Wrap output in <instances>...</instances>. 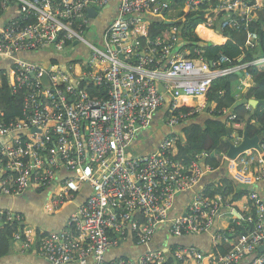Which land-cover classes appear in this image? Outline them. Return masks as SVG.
Returning <instances> with one entry per match:
<instances>
[{
    "label": "built area",
    "instance_id": "built-area-1",
    "mask_svg": "<svg viewBox=\"0 0 264 264\" xmlns=\"http://www.w3.org/2000/svg\"><path fill=\"white\" fill-rule=\"evenodd\" d=\"M115 1L117 14L97 46L86 38L93 19L88 9L98 8L99 14ZM206 2L213 3L209 12L222 13L221 29L244 30L247 43L258 45V33L250 26L264 21V0H3L0 61L6 62L10 87L20 94L22 106L21 116L6 120L0 102V193L47 191V210L59 213L84 185L91 187L68 221L78 231L41 234L20 227L14 240L23 251L35 250L53 264H264V249L259 250L264 246V196L259 190L264 143L235 159L227 149L220 167L205 162L206 151L196 153L188 166L175 159L184 140L174 129L199 108L184 110L181 100L207 94L215 79L236 71L252 78L249 65L264 69V56L251 62L240 58L232 65L223 52L210 60L201 48L182 45V26L173 23L180 14L171 18L170 12L178 6L181 12L194 11ZM10 7L13 13L6 16ZM157 18L171 26L167 35L152 38L150 21ZM215 23L208 16L204 25L213 28ZM81 43L92 50L80 48ZM41 50L73 56L42 63L23 55ZM245 87L243 80L238 89ZM164 109L169 132L156 150L137 155L136 139ZM242 139L235 132L228 138L235 144ZM230 163L236 165L235 173L253 167L255 187L243 210L229 198L207 194L205 186L197 189L205 176L225 175ZM190 191L187 208L173 215L178 197ZM15 221L21 223L23 216L0 208V223ZM163 225L171 237L209 236V244L153 248ZM239 225L245 232L237 231ZM223 243L229 247L224 253L217 249ZM122 247L136 253L108 257Z\"/></svg>",
    "mask_w": 264,
    "mask_h": 264
},
{
    "label": "trees",
    "instance_id": "trees-1",
    "mask_svg": "<svg viewBox=\"0 0 264 264\" xmlns=\"http://www.w3.org/2000/svg\"><path fill=\"white\" fill-rule=\"evenodd\" d=\"M176 1L181 3L184 0ZM2 4L3 0H0V8ZM211 6H213L212 2H206L197 10L185 9L180 13L177 21L173 22L180 27L182 26L181 39L184 40V47L201 48L203 55L210 60L218 58L219 53L223 52L232 60V65L240 63V58L244 62H251L258 57L264 56V21L254 20L250 26V30L258 33V45L253 48L247 43L246 31L232 27L221 29L219 21L223 15L221 12H209ZM208 16L216 20L213 26L214 29L228 35L229 39L225 43L213 44L205 42L196 34L195 28L200 23L206 22ZM170 26L171 24L164 19H152L150 21L149 34L152 38H156L161 34L167 35ZM197 32L202 36V31L197 30ZM227 65H230V63H227ZM247 70L251 73L255 85L250 86L247 89L248 91L238 101L235 100L233 95V83L240 79L241 71L219 77L213 81L208 92L209 101L216 100L218 107L213 113V117L208 118L204 124L194 123L184 129V142L179 143L175 159L188 166L196 153L206 151L210 155L206 157L205 162L220 167L222 166L220 165L221 156L229 147L227 140L234 132L240 137H243L245 129L248 130L251 137L259 134L264 135V110H262L264 107L260 108L264 104V69L259 70L254 65H249ZM251 98L257 100L256 106L250 103ZM0 102L4 119L11 120L21 116L22 100L20 94L12 92L10 78L6 70H0ZM229 105L234 108L233 111L236 115L234 120H224L221 117L225 115L224 111ZM183 109L190 110L189 107H183ZM207 109L209 111V108ZM235 167L236 165L230 163L226 168L227 174L219 175L216 183L206 185L205 192L211 196L220 195L221 197L229 198L233 203L248 195L252 191L253 167L247 173H235L233 171ZM20 227L18 221L7 224L0 223V258L11 252L15 233L21 230ZM68 229L78 231L76 227H68ZM237 231L243 233L245 228L239 225ZM228 248L227 243L217 247L222 253L226 252Z\"/></svg>",
    "mask_w": 264,
    "mask_h": 264
},
{
    "label": "crops",
    "instance_id": "crops-1",
    "mask_svg": "<svg viewBox=\"0 0 264 264\" xmlns=\"http://www.w3.org/2000/svg\"><path fill=\"white\" fill-rule=\"evenodd\" d=\"M117 3H118L117 1L113 2L110 7H108L103 11L104 12L103 14L101 12L96 16H94L92 19V25L96 26L95 35L99 36L100 38V45L104 32L107 30V28L115 19V16L117 14ZM13 8L10 7L6 16L12 15L14 10ZM181 10H182L181 7L178 6L173 11L170 12L169 16L171 18L178 17ZM260 15L262 16L264 15V10L260 12ZM5 20L6 17L2 18L0 24H3ZM197 30L202 31V36L197 32ZM195 32L203 41L213 44H223L229 39L227 34L220 33V31L218 32V30L212 27H207L206 25H204V23H200L195 28ZM90 34H91L90 37L94 35L92 34L91 31ZM181 41L183 45L184 40L181 39ZM74 52L75 50H72V53ZM189 53H191V50H189ZM24 56L26 59L31 61L49 63L50 61H53V59L66 62L68 59H71L73 55L71 54L70 51H66L63 54H59L53 51L41 50V51L27 52L25 53ZM6 66H7L6 62L0 61V70H5ZM243 80L246 82V87L244 88L243 91H239L238 86L240 82ZM253 85H255V83L252 80V78L251 77L246 78L244 76V73L241 71L240 79H238V81L233 83V95L235 96V100L238 101V99H241L242 95L248 91L247 89ZM237 94L240 96L237 97ZM250 101H252V98L250 99ZM250 103L253 106H256L258 102L255 103L250 102ZM192 104L196 107L199 106V108L197 109L198 111L192 114L191 117L186 122L180 123L174 129V131L178 132V134L181 136H183L184 129L187 126H190L194 123L204 124L208 118L213 117V113L218 107L217 106L218 103L216 100L209 101V93L193 99L189 97H184L181 100V105L184 107H189V105ZM203 105H207V107L206 108L201 107ZM207 108H211L212 114L206 112ZM226 109L228 110V113L226 114L225 112V115L221 116L224 120H228L227 117L230 114H234L233 111L234 108H231V105H229L228 108ZM165 112L166 111L164 109L156 113L152 126L149 129L145 130L144 132L140 133V135L136 139L134 143V152L137 155L147 154L156 150L163 136L169 132L168 127L164 124V116L166 114ZM161 123H163L162 126ZM218 178H219V173L209 174L205 176L202 179V181L199 183L197 189L202 188L203 186H206L210 183H216ZM251 186L252 189L255 187V185H253L252 182H251ZM259 190L261 191V194L264 196V184H261ZM90 193H91V187L89 185H84L83 189L77 194L76 198L73 201H70L66 206H64L59 213H51L47 210L46 208V203L48 200L47 191L37 192L34 190H29L20 195H5L3 193H0V208H6V209H10L13 212L20 213L23 216V221L20 223V226L24 229L32 228L41 234L62 233L63 231L68 229V221L70 219L71 214L74 211H76L80 205L86 202ZM192 196H193V191L181 194L178 197L177 203L172 212L173 215H177L183 212L184 209L187 208L189 202L191 201ZM246 201L247 198H244L237 201L236 204L241 210H243ZM223 224L226 223L223 221ZM157 238L161 239L160 244L159 243L156 244ZM183 239H188V242L190 241L189 243L196 246H203V245L206 246V243L210 241L209 236H200V235L184 237ZM168 240H171V236L168 234V225H163V227H161V229L158 231L157 235L155 236L152 245L155 247H163L164 245H166ZM141 250H143V248ZM135 253H136L135 250L122 247L121 249L110 251L108 257L113 258L119 254L132 255ZM0 264H53V263L49 262L47 259L42 257L35 250H29L26 252L23 251L21 248V242L14 240L11 252L0 260ZM70 264H77V263H70Z\"/></svg>",
    "mask_w": 264,
    "mask_h": 264
},
{
    "label": "water",
    "instance_id": "water-1",
    "mask_svg": "<svg viewBox=\"0 0 264 264\" xmlns=\"http://www.w3.org/2000/svg\"><path fill=\"white\" fill-rule=\"evenodd\" d=\"M88 13L90 16L94 17L98 14V8H89L88 9ZM23 55H25V53H23ZM25 57V56H24ZM241 74V73H240ZM44 82L47 83L48 82V77L47 75H44ZM250 102H257L256 99H252V101ZM192 107H196L193 104L189 105V108ZM264 141V135L263 134H259L256 135L254 137H251L248 133V130L245 129L244 130V134H243V139L239 144H235L234 142L228 140L227 144H228V150H227V156L231 159H235L237 158L241 153H244L246 150L248 149H257L260 150L261 149V144ZM189 239V238H188ZM188 239H183V238H176V237H171V240L167 241V245H175V244H189V245H193L191 243L188 242ZM209 244V243H208ZM153 248H156L155 246L151 245ZM264 246H261L259 248L260 251H263ZM7 256V255H6ZM5 257V256H4ZM2 257V258H4ZM0 258V260L2 259Z\"/></svg>",
    "mask_w": 264,
    "mask_h": 264
},
{
    "label": "rangeland",
    "instance_id": "rangeland-1",
    "mask_svg": "<svg viewBox=\"0 0 264 264\" xmlns=\"http://www.w3.org/2000/svg\"><path fill=\"white\" fill-rule=\"evenodd\" d=\"M167 1H169V0H167ZM103 13H104V12H102V14H103ZM90 31H91L92 34H94V35H93L92 37H90L89 35H86V38H87L88 40L92 41L95 45L100 46V38H99V36L95 35L96 26H95V25H91V26H90ZM79 46H80V48H82V49H84V50H88V51H91V50H92L91 47H89L88 45H86V44H84V43H81ZM75 47H76V46H75ZM101 47L104 48L103 45H102ZM71 49H75V48H74V47H71ZM262 107H264V104L261 105L260 108H262ZM206 112H207V113L209 112L210 114H212L211 108H209V111H208V109H207ZM168 117H169V113L166 111V114H165V116H164V124L166 123ZM162 122H163V120H162ZM162 125H163V123H161V126H162ZM244 198H247V195L244 196L243 199H244ZM25 252H26V251H25Z\"/></svg>",
    "mask_w": 264,
    "mask_h": 264
},
{
    "label": "flooded vegetation",
    "instance_id": "flooded-vegetation-1",
    "mask_svg": "<svg viewBox=\"0 0 264 264\" xmlns=\"http://www.w3.org/2000/svg\"><path fill=\"white\" fill-rule=\"evenodd\" d=\"M160 242H161V239L157 238V242H156V244H157V243L160 244Z\"/></svg>",
    "mask_w": 264,
    "mask_h": 264
},
{
    "label": "clouds",
    "instance_id": "clouds-1",
    "mask_svg": "<svg viewBox=\"0 0 264 264\" xmlns=\"http://www.w3.org/2000/svg\"><path fill=\"white\" fill-rule=\"evenodd\" d=\"M223 172H224V170H223ZM225 174H227V173H226V171H225ZM219 175H222V176H223V174H222V173H219ZM156 248H157V247H156Z\"/></svg>",
    "mask_w": 264,
    "mask_h": 264
}]
</instances>
